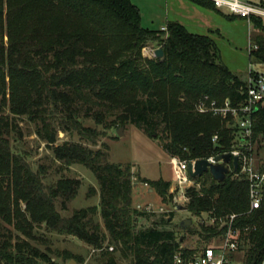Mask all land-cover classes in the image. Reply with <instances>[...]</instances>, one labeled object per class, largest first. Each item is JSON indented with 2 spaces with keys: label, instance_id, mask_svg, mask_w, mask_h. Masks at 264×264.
I'll return each instance as SVG.
<instances>
[{
  "label": "trees",
  "instance_id": "obj_1",
  "mask_svg": "<svg viewBox=\"0 0 264 264\" xmlns=\"http://www.w3.org/2000/svg\"><path fill=\"white\" fill-rule=\"evenodd\" d=\"M188 1L221 14L206 0ZM141 17L130 0H0V264H62L74 257L35 246L46 242L35 235L41 228L100 251L101 264H117V254L130 264H172L174 255L189 252L179 249L184 237L170 228V218L133 207L130 166L110 163L106 145L94 147L107 130L130 125L159 141L171 159L227 153L238 141L237 127L200 113L197 104L204 97L207 107L213 101L242 103L245 84L222 63L212 38L191 34L179 22L167 23L166 32L145 29ZM250 22L262 34L249 56L264 64V25L260 18ZM147 45L160 47L163 57H142ZM85 118L94 126L84 125ZM22 120L35 127L55 161L94 175L98 205L69 217L59 213L55 203L65 209L80 181L61 177L44 183L47 166L32 168L17 146ZM251 121V142L260 143L264 104ZM59 132L80 141L58 143ZM140 181L162 204L171 201L170 181ZM195 181L199 188L187 190L186 210L215 219L236 214L244 264L264 260V194L261 207L250 211L244 179L228 175L218 183L205 173ZM140 219L151 220V226L139 227ZM190 232L207 240L221 230L201 223Z\"/></svg>",
  "mask_w": 264,
  "mask_h": 264
},
{
  "label": "rangeland",
  "instance_id": "obj_2",
  "mask_svg": "<svg viewBox=\"0 0 264 264\" xmlns=\"http://www.w3.org/2000/svg\"><path fill=\"white\" fill-rule=\"evenodd\" d=\"M141 13V26L150 30H161L169 22H179L189 33L209 36L215 41L219 51L222 63L230 68L239 78H244L246 74L249 58L247 51L250 47L257 45V38L262 32L250 22V19L230 18V14L221 12V14L213 10H204L196 5H191L185 0H130ZM252 3L259 4L264 7V0H250ZM229 17V18H228ZM264 25V18H260ZM142 53V52H141ZM143 57V56H142ZM112 118H108L111 120ZM22 127L23 138L17 145L19 149L27 153L28 162L32 168L43 164L47 166V176L44 179L46 185L53 184L61 177L74 178L80 181L78 193L76 197L66 204V208L60 207L59 201L55 203V207L64 217H69L73 211L86 209L89 206L98 205L99 190L94 175L79 165L69 166L65 168L53 159L52 150L41 142L35 134V127L27 124L24 120L19 123ZM84 125L94 126L89 118L84 119ZM118 129H110L106 131L104 137H100L99 143L94 149H99L102 145H106L108 161L110 163H120L130 166V172L133 175V201L132 205L136 208L141 206L145 213H154L155 215L164 214L165 218L172 220L170 228L174 229L177 236L184 237L181 246L199 247L202 239L190 232L198 228L205 221H208L206 214L196 217L188 212V210L176 211L173 201L162 204L158 195L151 188L145 186L140 180L170 181L174 185L175 175L172 169V162L155 138H148L141 130L134 126H126L122 128L121 136L117 134ZM80 141L75 135H66L58 133L57 142L64 141ZM87 143V142H85ZM237 143V142H236ZM235 143V144H236ZM253 157L258 167L264 166V140L260 143H254L252 147ZM151 189L149 193L148 190ZM184 206V205H183ZM179 206V207H183ZM185 207V206H184ZM149 210V212H148ZM170 212V214H168ZM172 212V213H171ZM155 217H152L153 220ZM100 222L99 218H95ZM138 220V226L149 227L152 221ZM184 220L191 223L186 224L188 231L181 229L180 224ZM101 223V222H100ZM184 231V232H183ZM35 235L46 240L45 243L35 246L42 250L50 248L51 251L69 252L74 255L73 258L63 261L62 264H101L100 251H92L91 248L73 237L64 235L50 234L44 228L35 231ZM117 256V264H130L127 259H122L119 254ZM243 253L239 254L238 264L242 263Z\"/></svg>",
  "mask_w": 264,
  "mask_h": 264
},
{
  "label": "built area",
  "instance_id": "obj_3",
  "mask_svg": "<svg viewBox=\"0 0 264 264\" xmlns=\"http://www.w3.org/2000/svg\"><path fill=\"white\" fill-rule=\"evenodd\" d=\"M211 2L213 6L222 12H228L230 15L240 19L264 18V7L259 4L252 3L250 0H206ZM166 26L161 28V32H166ZM160 47L154 45H147L142 49V56L144 58H155L154 51ZM256 46L251 50H255ZM245 100L242 103L232 105L228 100L224 101L221 106H217L215 102H211L209 107L205 106L207 97L197 104V109L200 113H211L215 116H220L222 119L232 121L238 129V141L230 149L229 152L223 154H230L231 161L229 163V170L232 178L244 179L248 186V202L249 209L256 210L261 207L262 198L264 194V170L262 171L253 157L251 142L252 134V113L264 104V75L251 76L245 84ZM216 136L213 137V142H216ZM219 155L210 156L205 159L208 163L215 165L216 157ZM237 157V166L233 167V158ZM198 160H178L171 159L172 169L175 175V182L170 186V193L173 195L172 201L175 207L186 206L189 201L187 190L189 188L198 189V184L193 180L188 171V165ZM145 185V184H144ZM146 186V185H145ZM137 210L141 209L140 205L136 206ZM149 212V210H148ZM207 216V215H206ZM205 221L206 226H214L217 224V230L221 232L215 236L201 241L199 247L183 248L187 249L188 253L179 252L173 257L172 264H238V257L243 253V242L240 238V231L234 227L236 214L225 217L209 218ZM113 248L109 247L108 251ZM94 252L95 250L92 249ZM242 263L244 264V256H242ZM259 264H264L262 260Z\"/></svg>",
  "mask_w": 264,
  "mask_h": 264
},
{
  "label": "water",
  "instance_id": "obj_4",
  "mask_svg": "<svg viewBox=\"0 0 264 264\" xmlns=\"http://www.w3.org/2000/svg\"><path fill=\"white\" fill-rule=\"evenodd\" d=\"M154 57L157 59H161L163 57V51L161 48L156 49L154 51ZM122 128H119L117 131L118 136H121ZM217 163L215 165H212L208 163L205 159H198L194 163V165L189 164L188 165V171L189 175L193 180H196L200 176H202L205 173H209L214 181L218 183H222L226 180L227 176L230 174V170L228 168L229 163L231 161V155L230 154H221L216 157L215 159ZM237 157L233 158V167L234 169L237 166ZM176 211H183L186 210V208L183 207H175ZM191 222L189 220H184L181 222L180 227L184 230L186 227V224H190Z\"/></svg>",
  "mask_w": 264,
  "mask_h": 264
},
{
  "label": "crops",
  "instance_id": "obj_5",
  "mask_svg": "<svg viewBox=\"0 0 264 264\" xmlns=\"http://www.w3.org/2000/svg\"><path fill=\"white\" fill-rule=\"evenodd\" d=\"M187 3L193 5L191 2H189L188 0H185ZM195 5V4H194ZM193 5V6H194ZM197 6V5H196ZM199 7V6H198ZM201 8V7H199ZM203 9V8H202ZM204 10H207V9H204ZM210 11V10H209ZM178 23V22H177ZM181 24V23H180ZM164 27V26H162ZM209 37V36H208ZM210 38V37H209ZM249 52L250 51H247V56L249 58V64L247 65V69H246V74L244 76V78L240 77V80L246 84L248 79L251 77V76H261V75H264V64L262 63H257L253 58H251V56H249ZM227 69L230 70V68L227 67ZM231 71V70H230ZM232 73H234L233 71H231ZM148 192L150 193L151 192V189L148 190Z\"/></svg>",
  "mask_w": 264,
  "mask_h": 264
}]
</instances>
